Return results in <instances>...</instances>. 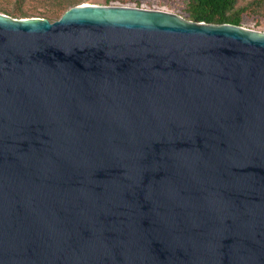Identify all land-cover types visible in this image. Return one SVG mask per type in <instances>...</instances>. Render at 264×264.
<instances>
[{
  "label": "water",
  "instance_id": "water-1",
  "mask_svg": "<svg viewBox=\"0 0 264 264\" xmlns=\"http://www.w3.org/2000/svg\"><path fill=\"white\" fill-rule=\"evenodd\" d=\"M0 264H264V32L0 13Z\"/></svg>",
  "mask_w": 264,
  "mask_h": 264
},
{
  "label": "rangeland",
  "instance_id": "rangeland-1",
  "mask_svg": "<svg viewBox=\"0 0 264 264\" xmlns=\"http://www.w3.org/2000/svg\"><path fill=\"white\" fill-rule=\"evenodd\" d=\"M80 1L108 5V0ZM119 2V0H110L109 5H120ZM137 3L141 4L142 8L164 10L189 20V15L186 12L188 0H131L125 5L138 7ZM54 7L55 3L52 0H0V13L14 19H48L41 13L48 12ZM241 7L246 8V11L243 13L240 26L254 32H264V0H238L236 9H241ZM19 12H25L27 17H23Z\"/></svg>",
  "mask_w": 264,
  "mask_h": 264
},
{
  "label": "trees",
  "instance_id": "trees-1",
  "mask_svg": "<svg viewBox=\"0 0 264 264\" xmlns=\"http://www.w3.org/2000/svg\"><path fill=\"white\" fill-rule=\"evenodd\" d=\"M55 7L45 13L43 17L50 20H59L67 10L81 4L80 0H52ZM120 5H125L131 0H119ZM238 0H188L186 12L189 20L194 22H205L207 24H232L240 26L243 19V13L246 8L236 9ZM108 5L110 0H108ZM138 7L141 4L137 3ZM23 17H27L25 12H19Z\"/></svg>",
  "mask_w": 264,
  "mask_h": 264
}]
</instances>
